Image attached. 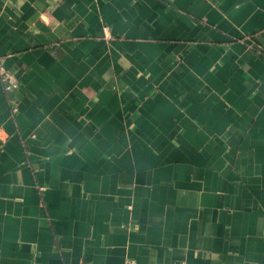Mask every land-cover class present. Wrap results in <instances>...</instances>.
Returning a JSON list of instances; mask_svg holds the SVG:
<instances>
[{
    "label": "crops",
    "instance_id": "crops-1",
    "mask_svg": "<svg viewBox=\"0 0 264 264\" xmlns=\"http://www.w3.org/2000/svg\"><path fill=\"white\" fill-rule=\"evenodd\" d=\"M0 67V264H264V0H0Z\"/></svg>",
    "mask_w": 264,
    "mask_h": 264
},
{
    "label": "built area",
    "instance_id": "built-area-1",
    "mask_svg": "<svg viewBox=\"0 0 264 264\" xmlns=\"http://www.w3.org/2000/svg\"><path fill=\"white\" fill-rule=\"evenodd\" d=\"M0 79L5 91L8 93H12L20 85L17 77L4 67H0ZM14 111L16 112L17 108H15ZM131 264H135V263L131 262Z\"/></svg>",
    "mask_w": 264,
    "mask_h": 264
}]
</instances>
